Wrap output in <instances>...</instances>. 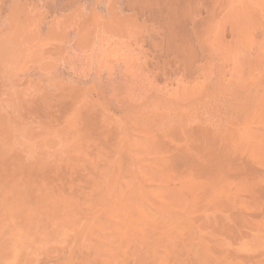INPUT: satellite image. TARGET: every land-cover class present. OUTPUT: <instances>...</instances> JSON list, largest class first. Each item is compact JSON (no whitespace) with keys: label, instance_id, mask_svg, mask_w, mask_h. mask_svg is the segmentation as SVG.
Returning <instances> with one entry per match:
<instances>
[{"label":"rangeland","instance_id":"rangeland-1","mask_svg":"<svg viewBox=\"0 0 264 264\" xmlns=\"http://www.w3.org/2000/svg\"><path fill=\"white\" fill-rule=\"evenodd\" d=\"M1 168L0 264H264V0H0Z\"/></svg>","mask_w":264,"mask_h":264},{"label":"bare ground","instance_id":"bare-ground-1","mask_svg":"<svg viewBox=\"0 0 264 264\" xmlns=\"http://www.w3.org/2000/svg\"><path fill=\"white\" fill-rule=\"evenodd\" d=\"M147 59V58H146ZM148 60V59H147ZM152 64V63H151ZM152 66V65H151ZM153 69V68H152ZM196 128V127H195ZM199 128V127H198ZM176 129H177V127H176ZM182 129H185V128H182ZM202 130V129H201ZM175 131V130H174ZM178 131V130H177ZM181 132L183 131V133L185 134V135H187L188 137L189 136H191V137H189V138H193L194 137V135L196 136V129H193V128H190V129H188L187 130V128L185 129V131L184 130H180ZM176 132V131H175ZM204 132V131H203ZM178 133V132H177ZM205 133H208V132H206L205 131ZM180 134H182V133H180ZM199 135V134H198ZM211 136V135H210ZM222 136V135H221ZM195 138V137H194ZM204 138H206V137H204ZM222 138V137H221ZM202 139V138H201ZM183 151V150H182ZM6 162H7V160H5ZM4 163V162H3ZM6 164V163H5ZM2 167H3V165H2ZM2 169V168H1ZM3 175H7V170L5 171V169H2V170H0V184H8V181H2V177H3Z\"/></svg>","mask_w":264,"mask_h":264}]
</instances>
